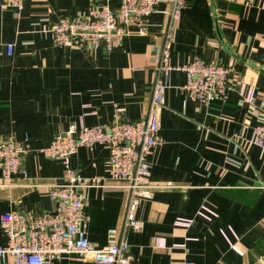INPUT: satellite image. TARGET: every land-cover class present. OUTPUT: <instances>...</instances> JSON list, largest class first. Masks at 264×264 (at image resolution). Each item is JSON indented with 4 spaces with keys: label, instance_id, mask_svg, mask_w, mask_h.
Returning <instances> with one entry per match:
<instances>
[{
    "label": "crops",
    "instance_id": "crops-1",
    "mask_svg": "<svg viewBox=\"0 0 264 264\" xmlns=\"http://www.w3.org/2000/svg\"><path fill=\"white\" fill-rule=\"evenodd\" d=\"M106 3L116 11L121 0H25L23 9H0V139L22 145L28 179L5 186L0 178V216L20 211L30 216L52 213L54 204L44 184L64 176L62 165L41 153L72 124L111 123L115 109L124 120L144 117L156 78L155 60L163 42L168 6L136 25L110 52L72 44L59 47L46 32L63 17L80 15ZM262 0H187L175 24L169 63L182 66L195 56L234 65L225 103L208 107L178 92L185 73L171 71L165 107L160 115L159 145L149 157V181L172 185L139 201V231H129L130 264H264V152L249 145L254 128L264 120V9ZM12 47L11 54L7 46ZM253 87L251 101L240 89ZM108 148H78L69 167L83 177L108 175ZM125 193L116 188L89 187L84 211L86 237L97 248L106 233L119 227ZM215 213L206 220L197 212ZM178 218L189 226L176 225ZM5 238L0 230V245ZM160 244V245H159ZM231 244L244 250L240 255ZM54 264H93L66 256Z\"/></svg>",
    "mask_w": 264,
    "mask_h": 264
},
{
    "label": "built area",
    "instance_id": "built-area-1",
    "mask_svg": "<svg viewBox=\"0 0 264 264\" xmlns=\"http://www.w3.org/2000/svg\"><path fill=\"white\" fill-rule=\"evenodd\" d=\"M24 1L0 0V9L11 8L19 13ZM160 3L168 6L161 11L166 15V27L155 60L156 78L147 88L149 101L144 117L135 121L124 120L115 109L111 123L96 126L72 124L41 149L45 157L59 162L64 169L61 179L44 184L48 190L47 196L55 206L54 211L37 216L20 211L3 213L0 216V230L5 243L0 245V264H54L66 256H75L80 261L90 260L93 264H130L127 235L129 231H139L142 227V222L136 216L139 201L151 198L155 189L172 187L169 184L154 185L148 179L149 157L160 143L159 122L167 89L164 78L173 70L183 71L185 82L177 88L178 92L184 99L208 107L214 102H226L233 82L231 74L234 65L209 62L199 56L178 67L169 63L173 29L187 0H121L116 11L102 3L80 15L54 21L46 28L56 46L76 44L96 50L102 41L105 50L110 52L129 35V25H136L138 34L143 35L146 18L157 11ZM261 7L264 9V0ZM261 37L264 39V33ZM11 51L12 47L8 45L7 52L11 54ZM253 93V87L242 86L240 89V95L246 101L252 100ZM253 134L249 145L264 152V120L254 128ZM97 144H104L108 148L107 177H83L69 167V157L78 148L92 150ZM23 152L20 143L0 139L2 185L40 186L16 181L28 179L23 168ZM89 187L116 188L125 193L120 225L107 230L106 245L101 249L86 237L89 218L84 211V199ZM197 215L210 220L215 213L201 206ZM190 221L178 218L175 224L189 226ZM230 246L240 255L244 254V250L237 245Z\"/></svg>",
    "mask_w": 264,
    "mask_h": 264
}]
</instances>
